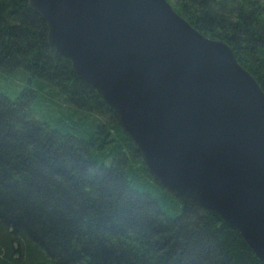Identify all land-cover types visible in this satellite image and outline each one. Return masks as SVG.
<instances>
[{"label": "trees", "instance_id": "16d2710c", "mask_svg": "<svg viewBox=\"0 0 264 264\" xmlns=\"http://www.w3.org/2000/svg\"><path fill=\"white\" fill-rule=\"evenodd\" d=\"M225 42L264 93V0H167ZM26 0H0V264H264L213 210L163 187L115 112L46 44Z\"/></svg>", "mask_w": 264, "mask_h": 264}, {"label": "water", "instance_id": "95a60500", "mask_svg": "<svg viewBox=\"0 0 264 264\" xmlns=\"http://www.w3.org/2000/svg\"><path fill=\"white\" fill-rule=\"evenodd\" d=\"M46 44L116 114L148 171L264 263V93L167 0H26Z\"/></svg>", "mask_w": 264, "mask_h": 264}, {"label": "rangeland", "instance_id": "374dc122", "mask_svg": "<svg viewBox=\"0 0 264 264\" xmlns=\"http://www.w3.org/2000/svg\"><path fill=\"white\" fill-rule=\"evenodd\" d=\"M170 2V1H168ZM16 76H20L16 74ZM3 74L0 72V92L6 94L9 98H15L19 90L22 88V82L18 77Z\"/></svg>", "mask_w": 264, "mask_h": 264}]
</instances>
